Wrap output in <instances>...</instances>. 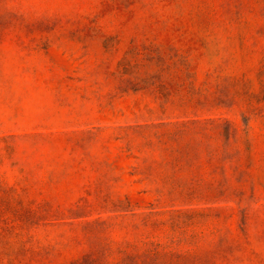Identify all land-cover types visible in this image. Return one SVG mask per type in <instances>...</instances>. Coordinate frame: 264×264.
I'll return each instance as SVG.
<instances>
[{"label": "rangeland", "instance_id": "obj_1", "mask_svg": "<svg viewBox=\"0 0 264 264\" xmlns=\"http://www.w3.org/2000/svg\"><path fill=\"white\" fill-rule=\"evenodd\" d=\"M0 264H264V0H0Z\"/></svg>", "mask_w": 264, "mask_h": 264}]
</instances>
